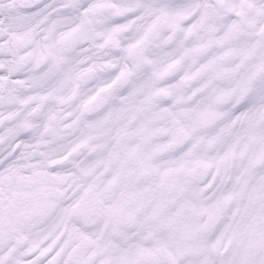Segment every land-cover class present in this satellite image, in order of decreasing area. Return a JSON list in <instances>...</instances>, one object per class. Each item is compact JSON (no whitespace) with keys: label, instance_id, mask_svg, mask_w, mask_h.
<instances>
[{"label":"snow or ice","instance_id":"1","mask_svg":"<svg viewBox=\"0 0 264 264\" xmlns=\"http://www.w3.org/2000/svg\"><path fill=\"white\" fill-rule=\"evenodd\" d=\"M0 264H264V0H0Z\"/></svg>","mask_w":264,"mask_h":264}]
</instances>
